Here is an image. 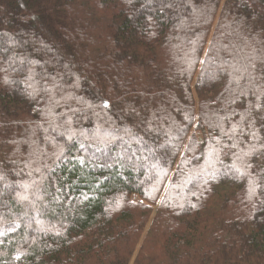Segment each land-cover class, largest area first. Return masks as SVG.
<instances>
[{
	"label": "trees",
	"instance_id": "trees-1",
	"mask_svg": "<svg viewBox=\"0 0 264 264\" xmlns=\"http://www.w3.org/2000/svg\"><path fill=\"white\" fill-rule=\"evenodd\" d=\"M0 203V264H264V0H0Z\"/></svg>",
	"mask_w": 264,
	"mask_h": 264
},
{
	"label": "rangeland",
	"instance_id": "rangeland-1",
	"mask_svg": "<svg viewBox=\"0 0 264 264\" xmlns=\"http://www.w3.org/2000/svg\"><path fill=\"white\" fill-rule=\"evenodd\" d=\"M192 184H194V182H190V183H189V185H192ZM187 186H188V185H187ZM0 205L3 206L2 203H0Z\"/></svg>",
	"mask_w": 264,
	"mask_h": 264
}]
</instances>
